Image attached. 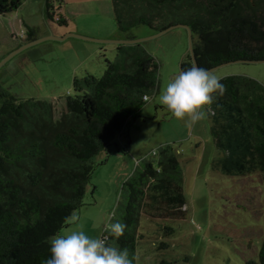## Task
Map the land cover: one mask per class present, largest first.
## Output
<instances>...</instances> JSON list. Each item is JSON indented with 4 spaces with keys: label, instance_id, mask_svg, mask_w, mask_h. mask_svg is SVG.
Wrapping results in <instances>:
<instances>
[{
    "label": "trees",
    "instance_id": "trees-1",
    "mask_svg": "<svg viewBox=\"0 0 264 264\" xmlns=\"http://www.w3.org/2000/svg\"><path fill=\"white\" fill-rule=\"evenodd\" d=\"M45 1L46 14L54 20L52 0ZM112 1L123 31L142 24L156 31L188 24L198 38L194 54L199 67L264 59V0ZM22 2L0 0V14ZM57 22L66 20L59 16ZM28 32L25 42L37 38L32 29ZM192 63L187 53L181 69ZM158 68L143 49L129 53L127 62L107 60L102 76L74 78V94L67 96L58 117L52 102L19 98L0 86V264H40L49 257L48 239L84 204L96 157L119 135L126 145L118 149L128 150L126 126L146 104L144 96L157 91ZM220 81L226 91L214 98L208 115L220 151L213 166L228 175L264 173V84L243 75ZM123 188L127 197L118 220L126 225L125 232L118 239L103 235L128 249L137 264L142 216L154 220L184 212L183 172L174 147L163 146L156 161L138 165ZM259 258L264 264V240Z\"/></svg>",
    "mask_w": 264,
    "mask_h": 264
},
{
    "label": "rangeland",
    "instance_id": "rangeland-1",
    "mask_svg": "<svg viewBox=\"0 0 264 264\" xmlns=\"http://www.w3.org/2000/svg\"><path fill=\"white\" fill-rule=\"evenodd\" d=\"M52 5L54 20L46 14L45 0H23L16 10L0 14V61L26 43L31 29L37 38L66 36L21 49L0 68V86L17 97L50 101L58 117L67 96L74 94V78L87 73L102 76L107 60L127 62L129 53L143 49L159 65L157 91L126 126L128 150L118 149L126 145L119 135L96 157L84 204L73 216L77 221L72 217L60 233L82 228L93 235L110 215L114 221L120 219L127 197L125 181L138 165L156 161L161 147L170 144L181 164L186 205L178 216L154 220L142 216L144 236L137 246V264H260L264 173L228 175L213 166L220 151L210 133L209 117L187 127L158 102L160 91L181 70L188 53L187 29L177 27L158 37H153L158 31L145 24L123 31L112 0H52ZM56 16L66 23L57 22ZM212 72L220 79L243 75L264 84V63L234 62Z\"/></svg>",
    "mask_w": 264,
    "mask_h": 264
},
{
    "label": "clouds",
    "instance_id": "clouds-1",
    "mask_svg": "<svg viewBox=\"0 0 264 264\" xmlns=\"http://www.w3.org/2000/svg\"><path fill=\"white\" fill-rule=\"evenodd\" d=\"M226 87L212 71L194 62L170 76L159 93L158 102L185 126L193 127L207 118L216 96H223ZM77 218L73 217V222ZM126 225L114 221L111 215L100 232L119 238ZM108 236L89 235L82 228L57 233L47 241L49 257L40 264H133L128 249H121L108 242Z\"/></svg>",
    "mask_w": 264,
    "mask_h": 264
},
{
    "label": "water",
    "instance_id": "water-1",
    "mask_svg": "<svg viewBox=\"0 0 264 264\" xmlns=\"http://www.w3.org/2000/svg\"><path fill=\"white\" fill-rule=\"evenodd\" d=\"M177 27H183L185 29H187L188 31V39H189V49H188V53L191 55L192 57V60L193 62L198 66L197 64V61H196V58H195V54H194V37H193V32H192V29L191 27L188 25V24H184V23H177V24H172L160 31H158L156 34L153 35V37H158V36H161L165 33H167L168 31L174 29V28H177ZM73 36H78V37H81V38H86V39H90V40H94V41H109V40H102V39H96V38H88V37H83V36H80V35H76V34H71ZM49 38H55V39H59V40H63V39H66V36L64 37H54V36H46V37H39V38H36L34 40H31L29 42H26L24 45H22L20 47L19 50L9 54L8 56H6L2 61H0V68L11 58L13 57L16 53H18L21 49H25V48H28V47H31L35 44H38L46 39H49ZM113 42V41H112ZM114 42H117V43H135V42H138V40H116ZM234 62H242V63H264V59H255V60H245V59H242V60H236V61H229V62H225V63H222V64H219L215 67H212L211 69H208L210 71L220 67V66H223V65H226V64H230V63H234Z\"/></svg>",
    "mask_w": 264,
    "mask_h": 264
},
{
    "label": "crops",
    "instance_id": "crops-1",
    "mask_svg": "<svg viewBox=\"0 0 264 264\" xmlns=\"http://www.w3.org/2000/svg\"><path fill=\"white\" fill-rule=\"evenodd\" d=\"M37 37H38V36H37ZM73 216H75V214H74ZM71 221H72V220H71ZM70 223H72V222H70ZM70 223H69V224H70ZM69 224H68V225H69ZM101 227H102V226H96V229H97V230L95 231V233L93 234V236H95V235H99V233H101V232H100Z\"/></svg>",
    "mask_w": 264,
    "mask_h": 264
},
{
    "label": "built area",
    "instance_id": "built-area-1",
    "mask_svg": "<svg viewBox=\"0 0 264 264\" xmlns=\"http://www.w3.org/2000/svg\"><path fill=\"white\" fill-rule=\"evenodd\" d=\"M56 19L59 20V16H56ZM148 99H149V96H148V95H145V96H144V100L147 101Z\"/></svg>",
    "mask_w": 264,
    "mask_h": 264
}]
</instances>
